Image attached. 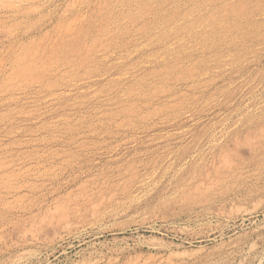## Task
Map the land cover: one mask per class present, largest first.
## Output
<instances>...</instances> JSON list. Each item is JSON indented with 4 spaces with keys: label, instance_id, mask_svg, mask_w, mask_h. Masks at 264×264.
<instances>
[{
    "label": "rangeland",
    "instance_id": "374dc122",
    "mask_svg": "<svg viewBox=\"0 0 264 264\" xmlns=\"http://www.w3.org/2000/svg\"><path fill=\"white\" fill-rule=\"evenodd\" d=\"M0 264H264V0H0Z\"/></svg>",
    "mask_w": 264,
    "mask_h": 264
}]
</instances>
